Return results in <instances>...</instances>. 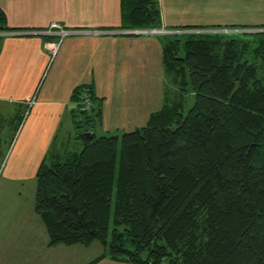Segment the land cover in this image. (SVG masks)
I'll list each match as a JSON object with an SVG mask.
<instances>
[{"label": "trees", "instance_id": "1", "mask_svg": "<svg viewBox=\"0 0 264 264\" xmlns=\"http://www.w3.org/2000/svg\"><path fill=\"white\" fill-rule=\"evenodd\" d=\"M121 8L122 29L160 28L157 0ZM220 29L249 28L175 30ZM161 46L163 105L144 127L98 137L92 88L73 92L93 103L74 114L78 143L55 142L35 174L47 247L99 243L90 264H264V32L177 33Z\"/></svg>", "mask_w": 264, "mask_h": 264}, {"label": "crops", "instance_id": "2", "mask_svg": "<svg viewBox=\"0 0 264 264\" xmlns=\"http://www.w3.org/2000/svg\"><path fill=\"white\" fill-rule=\"evenodd\" d=\"M121 1L0 0V9L13 32H37L53 23L66 30L120 31L127 30L122 29ZM157 5L164 30L231 26L251 30L264 25V0H157ZM0 36V124L7 119L12 125L14 144L5 168L12 180H35L55 142H74L77 105L72 95L79 87H91L95 106L101 109L100 122L91 128L96 136L144 127L162 108L161 36L70 35L51 63L43 48L45 38ZM5 130L0 125V131ZM29 208L28 224L20 229L14 223L2 234L0 264H90L103 254V247L95 243L47 247V232L33 212V202ZM93 264L129 263L104 258Z\"/></svg>", "mask_w": 264, "mask_h": 264}, {"label": "rangeland", "instance_id": "3", "mask_svg": "<svg viewBox=\"0 0 264 264\" xmlns=\"http://www.w3.org/2000/svg\"><path fill=\"white\" fill-rule=\"evenodd\" d=\"M251 30L260 31V29H251ZM261 30L263 31L264 29ZM211 31H215L216 33H224L223 31H227V29L211 30ZM185 101L186 102H185L184 114L187 113L188 109L193 104V95L188 94L186 96ZM0 125H5L6 128L4 132L0 131V249H1V242H2L1 237L3 236L2 234L6 235L8 233V230L12 229L14 223H16L17 227L19 228L22 226V224L23 225L28 224L27 217L29 216L30 213L28 210L30 209L29 205H31L33 202L35 180L30 179L28 181L19 182L12 180L5 175V170H6L5 168L9 163V156L14 144V135L12 131V125L8 123L7 119H5L4 123ZM74 137H76V134H74ZM73 141L75 143L76 142L78 143V139H73ZM68 144L71 145V143L69 142ZM95 245H100V244L95 243ZM5 246L6 245H4V247ZM96 250L100 251V246H96Z\"/></svg>", "mask_w": 264, "mask_h": 264}, {"label": "built area", "instance_id": "4", "mask_svg": "<svg viewBox=\"0 0 264 264\" xmlns=\"http://www.w3.org/2000/svg\"><path fill=\"white\" fill-rule=\"evenodd\" d=\"M200 32H212L207 30H186V31H177V30H164V29H127L120 31H84V30H66L59 26L58 24H51L48 28L40 30L37 32H9L10 35H39L45 36L50 39L46 40L43 43V48L49 56V62L51 63L55 56L57 55L59 48L65 39V37L70 35H81V34H103V35H136V36H162L170 35L177 33H200ZM34 103V100H30L27 105L30 107ZM77 110L81 112H90L93 107L91 100V94L87 88L82 90L79 94L78 101L76 102Z\"/></svg>", "mask_w": 264, "mask_h": 264}, {"label": "water", "instance_id": "5", "mask_svg": "<svg viewBox=\"0 0 264 264\" xmlns=\"http://www.w3.org/2000/svg\"><path fill=\"white\" fill-rule=\"evenodd\" d=\"M220 32H222V31H220ZM224 33H230V32H236V33H246V32H248V33H252V32H264V30L262 31V30H260V31H257V30H227V31H223ZM85 135L87 136V137H90L91 136V132H87V133H85Z\"/></svg>", "mask_w": 264, "mask_h": 264}]
</instances>
